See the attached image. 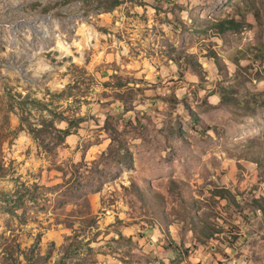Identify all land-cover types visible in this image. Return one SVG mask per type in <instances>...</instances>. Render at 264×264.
I'll use <instances>...</instances> for the list:
<instances>
[{"label": "rangeland", "instance_id": "1", "mask_svg": "<svg viewBox=\"0 0 264 264\" xmlns=\"http://www.w3.org/2000/svg\"><path fill=\"white\" fill-rule=\"evenodd\" d=\"M105 7L0 0V264H264V0Z\"/></svg>", "mask_w": 264, "mask_h": 264}, {"label": "trees", "instance_id": "2", "mask_svg": "<svg viewBox=\"0 0 264 264\" xmlns=\"http://www.w3.org/2000/svg\"><path fill=\"white\" fill-rule=\"evenodd\" d=\"M68 2L71 1H85V0H67ZM99 2H102L106 5V9L114 8L116 5L119 4V0H97ZM109 2V3H108ZM221 25L224 29H230L237 27L236 22L233 19H226L221 22ZM182 254V251H179V255Z\"/></svg>", "mask_w": 264, "mask_h": 264}, {"label": "crops", "instance_id": "3", "mask_svg": "<svg viewBox=\"0 0 264 264\" xmlns=\"http://www.w3.org/2000/svg\"><path fill=\"white\" fill-rule=\"evenodd\" d=\"M150 249H152V250H154V253H156V248H155V246H154V244H152V242H151V244H150ZM164 254L165 253H160V257H158V258H161L162 259V261H164V263L163 264H171V262H170V260L169 259H167L166 257H164ZM206 258V257H205ZM198 260H200L199 258L198 259H196V261H198ZM206 260V259H205ZM185 262H187V261H185ZM185 262H183V263H185ZM194 262V261H193ZM205 262V261H204ZM235 262V264H239V262L237 263V261H233V263ZM183 263H181V264H183ZM215 264H221L220 262H219V259H217V261H215L214 262ZM160 264V263H159ZM208 264V263H207ZM222 264H226V263H222Z\"/></svg>", "mask_w": 264, "mask_h": 264}, {"label": "built area", "instance_id": "4", "mask_svg": "<svg viewBox=\"0 0 264 264\" xmlns=\"http://www.w3.org/2000/svg\"><path fill=\"white\" fill-rule=\"evenodd\" d=\"M181 264V263H180ZM193 264H202V262H199V261H194Z\"/></svg>", "mask_w": 264, "mask_h": 264}, {"label": "bare ground", "instance_id": "5", "mask_svg": "<svg viewBox=\"0 0 264 264\" xmlns=\"http://www.w3.org/2000/svg\"><path fill=\"white\" fill-rule=\"evenodd\" d=\"M183 264H193V262H185V263H183Z\"/></svg>", "mask_w": 264, "mask_h": 264}]
</instances>
